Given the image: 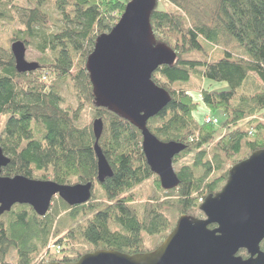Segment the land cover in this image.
I'll use <instances>...</instances> for the list:
<instances>
[{"label":"trees","instance_id":"obj_1","mask_svg":"<svg viewBox=\"0 0 264 264\" xmlns=\"http://www.w3.org/2000/svg\"><path fill=\"white\" fill-rule=\"evenodd\" d=\"M49 1L60 17L52 32L45 25L44 3ZM129 1L33 0L20 6L0 0V23L17 21L19 27L8 48L0 47V148L10 161L1 176L61 186L94 183L98 189L81 206L54 199L44 217L27 205L1 215L0 264H36L40 257L39 264H72L98 250L152 252L174 228L166 210L177 217L199 214L201 202L221 190L229 170L264 149V0H213L205 21L186 11V0H156L150 15L153 35L176 59L152 75L170 102L147 129L161 142L185 145L173 159L178 187L161 189L143 155L141 133L97 106L85 68L96 39L111 31ZM159 1L165 8L158 7ZM14 43L41 56L36 69H16ZM211 51L219 57L208 60ZM204 81L224 84L226 90L204 88ZM63 84L74 98L67 109ZM192 92L218 120V129L195 119L199 103ZM85 111L92 112V122L99 118L103 124L98 147L112 176L102 183L97 181L92 122L77 125ZM150 180L162 198L141 199L139 189ZM144 239H156L151 250L143 249ZM237 255L247 258L243 250Z\"/></svg>","mask_w":264,"mask_h":264},{"label":"water","instance_id":"obj_2","mask_svg":"<svg viewBox=\"0 0 264 264\" xmlns=\"http://www.w3.org/2000/svg\"><path fill=\"white\" fill-rule=\"evenodd\" d=\"M156 4V0H130L111 31L96 39L85 68L97 106L120 116L141 133L147 166L161 189L168 192L179 185L173 159L185 145L161 142L147 129V122L170 102L169 94L153 83L152 75L176 59V54L157 43L153 35L150 15ZM11 52L18 71L37 68L24 60L23 44H12ZM102 128L101 119L92 122L99 183L112 176L98 147ZM9 162L0 148V216L15 205H27L38 217H44L56 198L68 207L87 204L92 198L94 183L61 186L22 176L2 177L1 171ZM198 209L202 219L179 217L152 252L127 255L98 250L72 264H264L260 250L264 241V149L234 165L222 189L206 196ZM241 250L247 258L237 255Z\"/></svg>","mask_w":264,"mask_h":264},{"label":"rangeland","instance_id":"obj_3","mask_svg":"<svg viewBox=\"0 0 264 264\" xmlns=\"http://www.w3.org/2000/svg\"><path fill=\"white\" fill-rule=\"evenodd\" d=\"M33 0H13V3L20 5V6H29L30 2L32 3ZM213 0H186L185 2V9L186 11H190L194 16L195 19L197 21H205V20H209L211 17V14H209L210 9L213 8ZM158 7L160 9L165 8V3H161L159 1V5ZM171 10V8H169ZM44 11L45 14L47 16L46 19V28L48 32H52L56 29V26L59 24L57 22V20L60 19L59 15H57L54 11V6L52 4V2H45L44 3ZM117 24V23H116ZM18 27V23L17 21H15L13 24H11L10 22H3L0 23V47H4V48H8V39L11 37L14 29H17ZM205 55L200 54V57L205 58ZM41 56L32 48L28 49L27 52L24 53V59L27 63H34L37 61L38 58H40ZM219 57L216 52L211 51L208 54L207 59L211 60L212 58H217ZM44 82L45 79L43 80ZM194 89H197L196 87V83L195 82H191L190 83ZM63 97L65 99V103H64V108L67 109L69 108V106H74V98L71 94V90L68 87V85L63 84ZM203 87L204 88H211L213 91H223L226 90V86L224 84H217V83H212L209 81H204L203 82ZM196 91V90H195ZM192 96L193 99L195 100V102L199 103V107L197 109V112L194 114L195 119L198 122H204V118L205 117H214L210 112H208V110L202 105L201 103V98L199 93L196 92H192ZM92 112L91 111H85V113L82 115L80 121L77 123V125L80 127L82 125V123L88 124L90 123V121L92 122ZM216 117V116H215ZM218 118V117H217ZM216 128L218 129V127L216 126ZM224 133V130L221 131V135ZM176 173L178 171L177 167H174ZM222 189V188H221ZM137 191V190H136ZM98 189L97 187L93 189V193H97ZM139 194L141 195V199L142 200H146L148 197H154L159 195L162 198V194L159 193L157 191V189L155 188L153 181H148L147 183H145L140 189H139ZM93 195V194H92ZM202 203V202H201ZM53 206V202L51 205V208ZM50 208V210H51ZM49 210V212H50ZM165 215L168 217L169 220H171L172 225L175 226L177 220L179 217H177V215L173 212L167 211L165 212ZM195 218L198 219H202L201 218V214H197V212L193 213V216ZM61 236V235H60ZM156 243V239H144L143 241V249L144 250H151L154 246V244ZM86 248V247H85ZM42 259V257H40L37 261V263L39 264ZM36 263V264H37Z\"/></svg>","mask_w":264,"mask_h":264},{"label":"built area","instance_id":"obj_4","mask_svg":"<svg viewBox=\"0 0 264 264\" xmlns=\"http://www.w3.org/2000/svg\"><path fill=\"white\" fill-rule=\"evenodd\" d=\"M204 123L205 124H209V125H212V126H214V127H216V126H218V120L216 119V118H212V117H205L204 118ZM50 248V247H49ZM48 248V249H49ZM51 248L53 249V250H55L56 252H58L59 251V248L58 247H55V246H51Z\"/></svg>","mask_w":264,"mask_h":264},{"label":"flooded vegetation","instance_id":"obj_5","mask_svg":"<svg viewBox=\"0 0 264 264\" xmlns=\"http://www.w3.org/2000/svg\"><path fill=\"white\" fill-rule=\"evenodd\" d=\"M201 218H203V215H201Z\"/></svg>","mask_w":264,"mask_h":264}]
</instances>
